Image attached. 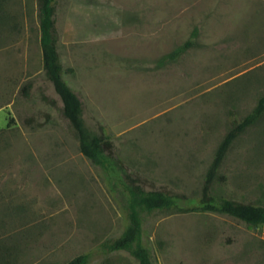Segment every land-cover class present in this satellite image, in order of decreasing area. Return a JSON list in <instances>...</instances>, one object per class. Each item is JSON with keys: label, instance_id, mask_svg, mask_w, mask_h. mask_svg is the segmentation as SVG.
<instances>
[{"label": "rangeland", "instance_id": "rangeland-1", "mask_svg": "<svg viewBox=\"0 0 264 264\" xmlns=\"http://www.w3.org/2000/svg\"><path fill=\"white\" fill-rule=\"evenodd\" d=\"M0 264H139L100 242L124 230L123 182L201 193L231 126L264 94V0H59L64 76L113 165L93 163L43 67L38 0L0 7ZM197 29L195 44L159 64ZM215 194L264 204V115L232 143ZM130 176V178L128 177ZM155 264H264V224L221 211L144 212Z\"/></svg>", "mask_w": 264, "mask_h": 264}, {"label": "trees", "instance_id": "trees-1", "mask_svg": "<svg viewBox=\"0 0 264 264\" xmlns=\"http://www.w3.org/2000/svg\"><path fill=\"white\" fill-rule=\"evenodd\" d=\"M59 0H38L40 10L42 60L46 76L52 81L63 102L62 112L75 130L82 153L93 163L105 168L113 165L112 157L107 153L109 140L102 133L90 127L84 117L83 102L77 91L68 83L64 73L59 52V30L57 25V5ZM3 0H0V7ZM1 16V15H0ZM197 29L192 36L178 45L174 50L158 59L161 65L177 60L188 48L195 44ZM264 115V94L258 98L257 104L243 117L230 113L231 126L220 142L214 158L208 167L201 188V193L193 203L182 205L177 194L160 189H148L140 182L131 179L123 182L126 193L125 210L128 222L119 235H111L100 242L104 253L127 250L139 264H155L149 248L143 242L144 212L169 210H202L221 211L236 216L249 225L264 224V204L241 201L226 195L215 194L212 185L219 175V167L225 159L234 140L249 126ZM96 251L90 249L74 256L64 264H90L96 257Z\"/></svg>", "mask_w": 264, "mask_h": 264}]
</instances>
